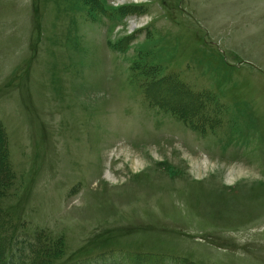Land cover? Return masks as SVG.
Listing matches in <instances>:
<instances>
[{
    "label": "rangeland",
    "instance_id": "rangeland-1",
    "mask_svg": "<svg viewBox=\"0 0 264 264\" xmlns=\"http://www.w3.org/2000/svg\"><path fill=\"white\" fill-rule=\"evenodd\" d=\"M122 2L0 0L14 235L57 264H264V0ZM135 61L201 94L203 132Z\"/></svg>",
    "mask_w": 264,
    "mask_h": 264
},
{
    "label": "trees",
    "instance_id": "trees-1",
    "mask_svg": "<svg viewBox=\"0 0 264 264\" xmlns=\"http://www.w3.org/2000/svg\"><path fill=\"white\" fill-rule=\"evenodd\" d=\"M127 8L123 9L125 12ZM133 71H137L141 78L139 85L143 89L144 96L150 104L160 108L169 110L184 123L189 124L197 131H202L203 128L194 119H203L201 111L204 110L205 104L200 93L192 91L189 86L181 79L165 72L155 63H142L135 61L132 67ZM167 89H172L176 92V99L182 100L177 103L170 99H164V95L159 94V89L164 85ZM187 110H181L180 106ZM203 116V117H202ZM0 264H57L54 262L56 256L63 252V246L59 241L54 242L53 239H48V242H53L52 245H45L40 237L21 239L14 235L17 230V220L12 215L11 209L3 205V199L6 196L8 187L12 184L15 174L9 162V146L4 125L0 121ZM187 262V259H183ZM99 261V260H98ZM86 261L84 264H90ZM180 264L175 261L173 264ZM83 264V263H82ZM187 264H191L188 263Z\"/></svg>",
    "mask_w": 264,
    "mask_h": 264
},
{
    "label": "bare ground",
    "instance_id": "bare-ground-1",
    "mask_svg": "<svg viewBox=\"0 0 264 264\" xmlns=\"http://www.w3.org/2000/svg\"><path fill=\"white\" fill-rule=\"evenodd\" d=\"M134 161V160H133ZM133 165V164H132ZM199 165V164H198ZM140 166V165H139ZM195 166V165H194ZM233 172H231V176H230V178H231V180H233V178H234V175L232 174ZM109 174L110 175H108V176H110V179H114V176L109 172ZM107 175V174H106Z\"/></svg>",
    "mask_w": 264,
    "mask_h": 264
},
{
    "label": "clouds",
    "instance_id": "clouds-1",
    "mask_svg": "<svg viewBox=\"0 0 264 264\" xmlns=\"http://www.w3.org/2000/svg\"><path fill=\"white\" fill-rule=\"evenodd\" d=\"M256 178L259 179L260 177L257 175Z\"/></svg>",
    "mask_w": 264,
    "mask_h": 264
}]
</instances>
